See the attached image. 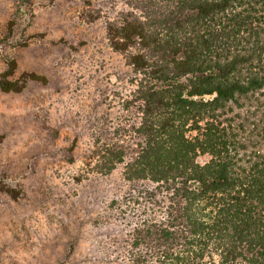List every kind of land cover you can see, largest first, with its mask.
<instances>
[{
    "label": "trees",
    "instance_id": "obj_1",
    "mask_svg": "<svg viewBox=\"0 0 264 264\" xmlns=\"http://www.w3.org/2000/svg\"><path fill=\"white\" fill-rule=\"evenodd\" d=\"M122 1L105 37L133 74L123 110L137 120L95 150L129 186L110 202L125 225L119 255L264 264V0ZM15 69L0 91L46 80Z\"/></svg>",
    "mask_w": 264,
    "mask_h": 264
},
{
    "label": "rangeland",
    "instance_id": "obj_2",
    "mask_svg": "<svg viewBox=\"0 0 264 264\" xmlns=\"http://www.w3.org/2000/svg\"><path fill=\"white\" fill-rule=\"evenodd\" d=\"M122 0H0V72H34L0 91V264H126L122 165L105 174L98 145L123 110L133 74L105 37ZM93 17H95L93 19ZM98 17V18H97Z\"/></svg>",
    "mask_w": 264,
    "mask_h": 264
}]
</instances>
